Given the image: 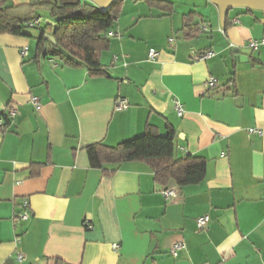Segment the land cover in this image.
<instances>
[{
	"label": "crops",
	"instance_id": "crops-1",
	"mask_svg": "<svg viewBox=\"0 0 264 264\" xmlns=\"http://www.w3.org/2000/svg\"><path fill=\"white\" fill-rule=\"evenodd\" d=\"M165 1L172 13L146 0L117 5L106 75L37 58L34 38L0 35V117L17 108L0 126V264H264V46L251 47L264 40V13L230 11L222 26L208 0ZM206 51L214 56L195 60ZM210 78L219 85L207 91ZM119 98L127 110L116 111ZM148 126L163 136L172 127L176 158H203L205 180L163 186L142 162L91 166L89 148L116 147ZM167 187L178 198L167 201ZM25 201L32 217L22 221Z\"/></svg>",
	"mask_w": 264,
	"mask_h": 264
},
{
	"label": "trees",
	"instance_id": "trees-1",
	"mask_svg": "<svg viewBox=\"0 0 264 264\" xmlns=\"http://www.w3.org/2000/svg\"><path fill=\"white\" fill-rule=\"evenodd\" d=\"M146 1L165 13L174 11V4L165 0ZM120 2L122 0H116L103 11L86 0H35L25 7L11 6L7 0H0V35L34 38L37 58L50 56L64 66L84 68L92 76L106 75L101 55L109 48L107 34L119 19L117 5ZM41 12L47 13L48 20L37 28L34 36L28 24ZM195 16L196 13L185 16V23H192ZM228 25L229 20L226 27ZM194 29L197 33L200 25H195ZM48 35L55 39L56 45L46 39ZM1 117L10 121L6 114ZM175 137L172 127H168L167 134L163 136L157 128L148 126L142 136L116 147L95 145L89 148L91 166L102 169L105 165L142 162L154 172L157 184L167 186L174 181L179 187H187L202 183L206 177L205 160L193 155L176 158ZM56 264L67 263L58 260Z\"/></svg>",
	"mask_w": 264,
	"mask_h": 264
},
{
	"label": "built area",
	"instance_id": "built-area-1",
	"mask_svg": "<svg viewBox=\"0 0 264 264\" xmlns=\"http://www.w3.org/2000/svg\"><path fill=\"white\" fill-rule=\"evenodd\" d=\"M106 11V10H104ZM44 21L41 19V18H38L36 20H34L33 22H30L28 25L30 28H36V27H39L42 25ZM208 26L204 25L202 27V32H207L208 31ZM108 38H112V37H116V36H119V35H116L114 33H108L107 34ZM170 43L174 42V39H170L169 40ZM259 46H264V40L260 41V42H257V41H252L251 42V47L252 48H258ZM27 49L22 53L23 56H26L27 55ZM214 56L213 52L212 51H206L202 54H198L196 57H195V60L196 61H206L210 58H212ZM149 60L150 61H156L159 57V52L155 51V50H151L149 52ZM218 80L215 79V78H210L206 83H205V88L207 91H211L213 89H216L218 87ZM32 104L36 107V108H39L40 107V103L38 101L37 98H32L31 100ZM174 103H175V108H176V111L178 113V115L180 117L183 116L184 114V110H183V106L181 105L180 102L174 100ZM129 107V104L127 102V100L125 99H122V98H119L116 102V105H115V109L116 111H124V110H127ZM5 114L7 115L8 119L10 120H13L16 115H17V108L13 105V104H9L7 109H6V112ZM4 124V119L2 117H0V126H2ZM248 133L250 136H254V135H258V136H263V131L262 130H259V129H255V128H252V129H249L248 130ZM162 195L163 197L167 200V201H172L176 198H178L179 196V193L177 191V189L175 188H165L162 190ZM32 217V212H31V209H30V206H29V202L28 201H25L23 203V211L21 213H19L17 215V218L19 220H22V221H27L29 220L30 218ZM209 222H210V218L208 216H204V217H201L197 220V227L199 229V231H203L205 229L208 228L209 226ZM114 249H117L118 246L117 245H114L113 246ZM185 248V244L183 242H179V243H176L171 251H170V254L173 256V257H177V254L179 251H181L182 249ZM19 260H23L24 259V256L23 255H19Z\"/></svg>",
	"mask_w": 264,
	"mask_h": 264
},
{
	"label": "water",
	"instance_id": "water-1",
	"mask_svg": "<svg viewBox=\"0 0 264 264\" xmlns=\"http://www.w3.org/2000/svg\"><path fill=\"white\" fill-rule=\"evenodd\" d=\"M101 10H107L116 0H87ZM220 10L222 26L225 24L227 15L234 9H246L264 13V0H208ZM46 39L56 45L55 39L48 35Z\"/></svg>",
	"mask_w": 264,
	"mask_h": 264
},
{
	"label": "rangeland",
	"instance_id": "rangeland-1",
	"mask_svg": "<svg viewBox=\"0 0 264 264\" xmlns=\"http://www.w3.org/2000/svg\"><path fill=\"white\" fill-rule=\"evenodd\" d=\"M235 10H242V9H234V10H232L231 12H233V11H235ZM41 15H42V16H45V13H41ZM45 21H46V20H45ZM35 31L37 32V30H35ZM35 31H34V32H35Z\"/></svg>",
	"mask_w": 264,
	"mask_h": 264
}]
</instances>
